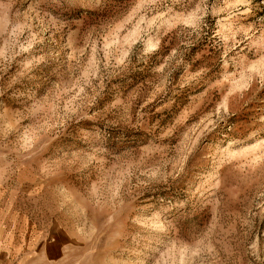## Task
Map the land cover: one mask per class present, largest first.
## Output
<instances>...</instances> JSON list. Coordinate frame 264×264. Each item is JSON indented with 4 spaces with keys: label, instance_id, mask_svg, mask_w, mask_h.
<instances>
[{
    "label": "rangeland",
    "instance_id": "374dc122",
    "mask_svg": "<svg viewBox=\"0 0 264 264\" xmlns=\"http://www.w3.org/2000/svg\"><path fill=\"white\" fill-rule=\"evenodd\" d=\"M0 220L72 264H264V0H0Z\"/></svg>",
    "mask_w": 264,
    "mask_h": 264
},
{
    "label": "crops",
    "instance_id": "0c3cea01",
    "mask_svg": "<svg viewBox=\"0 0 264 264\" xmlns=\"http://www.w3.org/2000/svg\"><path fill=\"white\" fill-rule=\"evenodd\" d=\"M11 229L0 220V264H72L65 235L51 241L42 235L33 241H19L15 226Z\"/></svg>",
    "mask_w": 264,
    "mask_h": 264
}]
</instances>
